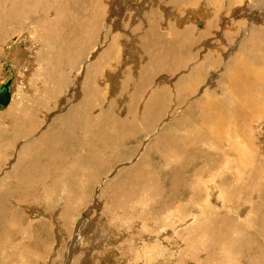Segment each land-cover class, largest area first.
Wrapping results in <instances>:
<instances>
[{"label":"bare ground","instance_id":"1","mask_svg":"<svg viewBox=\"0 0 264 264\" xmlns=\"http://www.w3.org/2000/svg\"><path fill=\"white\" fill-rule=\"evenodd\" d=\"M64 5L68 12H65ZM65 13H68V17L65 16L68 18L67 23L63 22L66 20ZM182 14H184L183 18L180 17ZM188 16L195 18L193 26L186 25L190 19H193ZM172 19L181 28H171L172 25L169 26L168 23ZM3 22L11 28L10 30H15L10 33L13 41L6 48L9 57L7 56L8 59L2 65L0 79L1 86L8 78L5 77L4 65L7 60H10L9 74H13L11 98L7 108L0 110V117L3 118V115L6 116L13 111L14 113L4 122V124L9 122L12 126L5 129L7 135H4L3 140L0 139V173L2 176L0 178V250L7 236L12 235L13 229L16 231L23 228L21 227L22 218L17 216L19 206L47 194V183L68 186V183L73 180V183L79 181V184L84 185L82 189L73 187V190L69 191L71 195L82 201V206L89 198V194H92V187L94 190H92L91 199L95 198L93 203L82 211L77 224L74 222L76 227L72 229L75 231L76 228L78 231V235L75 236L74 251L79 249L78 242L89 233H98L97 237L104 238L100 236L102 230L100 231L96 225L102 211L94 210L99 205V199L104 200L105 196L101 195L108 194L107 192L112 193L113 190L119 194L128 189L129 192L134 193L132 199L134 203H129V208H131L133 217L142 224L136 231V240L132 246L133 252L130 251L139 259L137 258L131 264H189L185 256L189 248L192 250L189 243L190 239L195 237L194 234L197 233L202 237L210 236L211 240L216 238L213 226L206 223V229L203 230L205 224L201 227V220L205 218V214L209 215L210 222L224 223L232 222L228 214L236 211L235 197L229 195L226 197L222 191L216 189L218 187L215 178L205 181L204 175L212 172H208L209 169H206L208 166L218 164L222 168L231 167L229 165L234 163V156L237 154L234 147L236 139L242 149L253 145L250 132H243L242 135L237 133L239 132L237 125H233L232 122L241 115L243 109H245L244 118L248 119L252 117L250 108L260 107L263 113L264 0H0V24ZM67 26L68 31L65 34L62 29ZM54 30L58 32L59 39L54 36ZM7 32L10 31L7 30ZM172 33H174L173 36ZM53 37L59 40L55 47V54L51 52L52 46L56 43ZM0 42L3 41L0 40ZM7 42L5 41L3 45L5 46ZM109 45L111 46L108 47ZM199 47L203 49L200 54ZM94 51L97 52V56ZM140 51L155 53L158 56L157 61L149 60L148 64L140 66L137 62ZM112 54L117 55L119 60H122V57L127 58L126 65H132L131 68L135 70L139 69L137 75L133 76L130 72H123L121 66L118 72L107 70L109 67H104L108 61L107 56L111 57ZM52 55L58 58V63L49 58ZM60 56L67 59L66 64L60 62L62 60ZM92 59L95 60L92 61ZM56 63L58 67H55ZM56 68L60 74L64 73L69 76L68 78H71V73L76 76L75 88L76 85L77 88H72L69 84L71 90L74 91H72L71 98L73 97L75 101L71 102L69 98L67 104L61 103L62 105L59 106L60 98L65 96H62V93V97L60 96L61 91L57 90L56 86V89L52 90L57 97L58 106L52 109L46 107L42 111L39 107L40 101L37 103L38 108L34 109H29L31 106L28 108L25 104L20 105V98H18L20 92L23 93L26 90L23 93L24 96L29 95L26 94L27 88L31 87L30 83L33 79L35 80L36 75L38 78L36 84H39L37 91L40 95L49 94L50 85L56 80L54 77ZM166 71H169L170 76L165 73ZM181 71L186 72L185 76H180L174 81L176 77L173 76H179ZM156 72L161 73V76H157L158 80L155 79ZM109 76L112 77L109 78ZM162 76L167 78H160ZM160 80H165V82L161 83ZM119 81L123 82L124 87L117 86ZM206 81L208 83L204 86ZM107 83L112 86V89L105 86ZM57 84L68 83L63 81ZM150 84L153 87H150ZM21 86L24 87L23 91ZM66 87L64 91L67 90ZM172 89L176 93L175 98L172 95ZM122 90L127 91L124 96L126 100H129L124 102L125 105L120 106L118 105L122 102L120 98L124 99L123 96H119ZM160 98L168 100L171 98L180 110L182 105L189 103L185 105L188 109L179 116H175L178 110L174 109L173 114L170 115L168 104ZM134 99L138 101L137 107L133 105ZM109 102L112 103L109 104ZM201 104L204 108H208L210 113H205ZM33 114L39 116L34 117ZM186 117L194 123L197 121L196 125H202L200 121L213 117L217 122V129L223 126L226 129L225 125L228 120L230 126H228L229 130H226L229 131V139L215 141L216 148L213 151L202 149V147L198 149L203 143L198 144L197 141L193 142V139L188 141L184 136L179 135L181 126L186 125L182 124ZM24 122H26L27 130L19 134V125H24ZM213 125L215 126L214 123ZM1 126L3 125L0 122V128ZM186 126L191 128L194 125ZM200 126L195 129L198 130ZM262 128L264 129V126ZM207 132L202 133L203 141ZM223 140L227 143L222 144ZM9 147L12 152L3 155L7 154L4 149L8 150ZM67 150L73 152L74 155L83 156L79 158L81 162L84 161L82 166L90 165L95 173L88 178L83 177L81 173H76V176L73 175L74 178L70 180L65 174L71 173H68V169L74 167L76 170L77 167L71 156L66 154ZM240 150L238 152L243 153ZM3 160H5V165L2 163ZM78 168L80 172L82 167L79 165ZM8 169L11 170L8 172ZM216 176L221 178L223 172L210 175V177ZM82 177L85 181H82ZM112 182L114 185L111 191V187L107 186ZM23 185L24 187L21 188ZM12 186L18 187L15 189L16 192L13 191L15 194L10 191ZM241 188L244 190L246 186L243 185ZM204 193L207 198L203 196ZM95 196H99V199ZM9 197H12V201ZM14 202L16 207L12 205ZM103 204H105L104 207L107 206L106 201ZM71 209V206L66 205L63 214H70ZM242 209L238 214L240 218L248 211L247 208ZM91 210L94 211L92 216L85 217ZM46 212L40 206L30 211L32 217H27L28 226L26 227L32 233L24 238L19 236L20 239L29 241L26 246L29 252L25 255L26 251L21 252L19 249L22 256H25L21 260L18 257L15 258L20 261L19 264H29V260L32 259H35L33 264H38L44 260L43 255L38 253L39 250L30 249L29 246L32 242L40 241L39 237H42L43 227L48 219ZM51 215L56 221V213ZM35 223L40 225L39 229L42 231L38 230L39 225L36 226ZM65 228L61 224L54 228L57 232L53 229L54 240L52 241L56 242L55 245L49 243L46 237H42L41 245L46 248L48 245L51 247L52 251L48 252L50 257L55 256L61 232ZM235 230L238 234L237 227ZM25 232L27 230L23 233ZM16 234L17 232L12 237ZM72 237L68 240L69 244ZM151 241L152 245L149 244ZM19 246L23 248V245ZM234 248L235 246L230 248L231 251L224 248L225 255L222 257L226 256L229 263L222 261L224 259L218 260L223 253L219 254L216 245L213 249L207 247L200 250L194 249L197 251L192 257L189 255L192 259L190 264H234L232 263L234 257H236L235 261L238 259ZM111 250L112 248L106 252L101 251L98 264H115L112 257L107 255ZM67 251L68 246L66 253ZM205 252L208 258L204 254L206 260H203L201 255ZM255 253L252 256H255ZM124 254L122 251L123 256ZM114 255H117L116 251ZM4 257V254H1L0 258ZM157 257L161 260H156ZM261 258L263 260V257ZM65 259L66 256L62 264ZM91 259L92 255L88 254L85 258L86 264H92ZM73 261V264H78L75 259ZM261 262L263 263L264 260ZM235 264L242 263L240 261Z\"/></svg>","mask_w":264,"mask_h":264},{"label":"rangeland","instance_id":"2","mask_svg":"<svg viewBox=\"0 0 264 264\" xmlns=\"http://www.w3.org/2000/svg\"><path fill=\"white\" fill-rule=\"evenodd\" d=\"M49 4V3H48ZM47 4V5H48ZM46 5V4H45ZM54 6H55V4H54ZM49 8V7H48ZM64 10H66L65 12H68V10H67V8H66V6L64 5ZM68 17V13L66 14L65 13V15H64V17ZM65 17V21H63L64 23H67V21H68V18H66ZM180 17H184V14H182ZM189 17H191V18H193V16H188V18ZM114 19H116V17L114 18ZM190 21V22H189ZM188 21V23L186 24V25H190V26H193V24H194V22H195V18H193V19H190ZM25 23H26V21H25ZM168 23V22H167ZM4 24V25H3ZM126 24H128V23H126ZM137 23H135V25H136ZM170 24V25H169ZM168 25L169 26H171L172 25V27L171 28H176V29H178V28H181V26H177V23L172 19V20H170L169 21V23H168ZM204 25H206V23L204 24ZM6 27V28H5ZM8 27V28H7ZM199 28H201L200 26H199ZM11 28L9 27V26H6L5 25V23L3 22V23H1L0 24V31H4V32H1L0 33V35L1 36H3V37H1L0 36V40L1 41H3V42H0V44H4L5 43V41H8L6 44H5V46L3 47L2 45H0V79H1V69H2V65H3V63L6 61V59H8V57H9V54L8 53H6V48L7 47H9L8 45H11L12 44V41L13 40H11V38L13 37L10 33L12 32V31H14L15 29H12V30H10ZM7 30L8 31H10V32H7ZM63 31H64V33L65 34H67V31H68V26L67 27H65V28H63L62 29ZM55 32V35L54 36H56L57 37V35H58V32L56 31V30H54ZM130 33H131V31H129ZM128 32V33H129ZM4 34V35H3ZM123 34V33H122ZM7 37H6V36ZM11 35V36H10ZM174 35V33H172V36ZM53 36V35H52ZM56 37H53V38H55L56 39ZM5 39V40H2V39ZM57 39H59V36L57 37ZM56 39V43H55V45L54 46H52L53 47V49H51V52H54V54H55V52H56V45L59 43V40H57ZM11 40V41H10ZM10 41V42H9ZM11 43V44H10ZM111 45H109L108 47H110ZM3 47V48H2ZM55 48V49H54ZM201 50H203L202 48H200L199 47V54H200V51ZM95 53V55L97 54V52L96 51H94ZM4 53V54H3ZM150 53H152V52H150ZM5 54H7V55H5ZM57 55H58V53H56ZM93 54V57L95 56ZM139 55H141V56H139ZM8 56V57H7ZM59 56V55H58ZM97 56V55H96ZM113 56V57H112ZM147 56V57H146ZM150 56H152V57H150ZM156 56V57H155ZM60 57H62V56H60ZM108 57V61L106 62V65L104 66V67H106V68H108L107 70H109L110 72L112 71V72H116L117 70H120V66L122 67V71L123 72H125V71H127V72H130L131 73V75H133V76H135V75H137L136 73H138L139 72V69H137V70H135V68H131L132 67V65H126L127 64V61H126V59L127 58H124V57H122V60L120 59H117V55L116 56H114L113 54L111 55V57L110 56H107ZM110 57V58H109ZM141 59H140V58ZM155 57V58H154ZM158 56L157 55H155V53H153V54H149L148 52H144L143 51V53L140 51L139 52V54H138V58H137V62H138V64L141 66V64H148V62H150L149 60H151V62H156L157 61V58ZM49 58H52V59H54V61H56L57 63L59 62L58 61V58H56L54 55H52V56H50ZM144 59V62H143V59ZM151 58V59H150ZM157 58V59H156ZM96 59V58H95ZM95 59H92V61L93 60H95ZM111 61H110V60ZM148 59V60H147ZM153 59V60H152ZM64 60V61H63ZM113 60H115L114 62H113ZM142 60V61H141ZM60 62H64V64H66L67 63V59L66 58H64L63 59V57H62V60L60 61ZM111 62V63H110ZM56 63V65H55V67H58V64ZM112 63H114V64H112ZM109 65V66H108ZM116 65V66H115ZM139 65H138V68H140L139 67ZM5 66V65H4ZM126 68V69H129V70H126L124 67ZM119 67V68H118ZM116 68V69H115ZM193 68V67H192ZM68 69V68H67ZM67 69H66V72H67ZM194 69V68H193ZM122 71H121V73H122ZM134 73H133V72ZM57 71V68L55 69V73H54V77L56 78V80L54 81V83L53 84H51L50 85V92H51V94H52V96H51V94H50V92H49V94L48 95H46V94H44V95H40V93L37 91V89L36 88H38L39 87V84H36V82L38 81V78H37V75H36V77H34L35 78V80L33 79L32 81H31V89L30 88H27V93L26 94H29V95H25L24 96V94L23 93H25L26 92V90H25V92H23V93H21L20 92V94H19V97L18 98H20V102H19V104L20 105H22V104H25V106L27 105V107L29 108L30 106H31V108H29V109H34V108H38L37 107V103L39 102V107H40V109L43 111V110H45L46 109V107L47 108H50V109H52V107H54V106H56L57 105V103H56V95L54 94V92H53V90L52 89H56L55 87L57 86V90H60L59 92V94H60V96H61V93H62V96H65L64 98H60L61 100H60V104H59V106H61L63 103H65V104H67L68 102H67V100H69V98H71V96H72V93L74 92L73 90H71V88H70V85L72 86V88L74 87L75 88V80H76V76L75 75H73V73H71L70 75H72L73 76V79H72V76H70L71 78H68L69 76H67V75H65L64 73H61L60 74V72H58ZM118 72V71H117ZM37 73H40V71H37ZM56 73H57V75H56ZM157 73V72H156ZM155 73V74H156ZM165 73H167V75L168 76H170V73H169V71H166ZM186 72L185 71H181V72H179V76L178 75H174L173 77H176L175 79H174V81H176V80H178L179 78H180V76H185L184 74H185ZM50 74V73H49ZM49 74H48V76H49ZM3 75H4V73H3ZM164 75V74H163ZM5 76V75H4ZM58 76V77H57ZM66 76V77H65ZM113 76V75H112ZM112 76H109V78H111ZM122 76V75H121ZM159 76H161V73H157L156 75H155V79L156 80H158V77ZM5 77H8V76H5ZM108 77V76H107ZM160 78H167V77H165V76H162V77H160ZM170 78V77H169ZM37 79V80H36ZM60 79V80H59ZM66 79V80H65ZM69 79V80H68ZM72 79V80H71ZM57 81V82H56ZM63 81H65L66 83H68V84H65V85H60V84H57V83H59V82H63ZM69 81V82H68ZM71 82H73V83H71ZM159 82H165V80H160ZM34 83V84H33ZM57 85H56V84ZM123 82L122 81H119V83H118V85L117 86H119V87H124L123 86V84H122ZM208 82L206 81V82H204V86L207 84ZM70 84V85H69ZM37 85V86H36ZM59 85V86H58ZM108 85V86H107ZM65 86H67L66 88H67V90L69 91V93H68V91L67 90H65L64 91V88H65ZM108 89H112V86L111 85H109L108 83L105 85ZM54 87V88H53ZM63 89H62V88ZM110 87V88H109ZM127 87V86H126ZM150 87H153L152 86V84H150ZM23 86H21V89H22V91H23ZM69 88V89H68ZM76 88H77V85H76ZM75 88V89H76ZM113 88H116V87H113ZM116 89H118V88H116ZM30 90V91H29ZM32 90H33V93H32ZM35 90V91H34ZM66 91H67V93H66ZM73 91V92H72ZM37 92V93H36ZM107 92H109V91H107ZM122 93H118L119 94V96L121 95V97L123 96L124 97V99L123 98H120V101H122V102H119L118 103V105H120V106H122V105H125V103L124 102H126L127 100H129V99H125V97L126 96H124V95H126V90L124 91V90H122L121 91ZM66 93V94H65ZM134 93V92H133ZM175 93V91L173 92V89H172V95H173V97L175 98L176 97V93ZM23 95V96H20V95ZM38 94V95H37ZM57 94V93H56ZM65 94V95H64ZM69 94V95H68ZM54 95V96H53ZM67 95V96H66ZM131 95V94H130ZM262 95H264V93L262 94ZM32 96H33V99H32ZM34 96L36 97V98H34ZM51 96V97H50ZM61 96V97H62ZM187 96H189V95H187ZM191 96V95H190ZM25 97L27 98L26 100H25ZM29 97V98H28ZM62 99H63V101H62ZM73 99V100H72ZM157 100H159V98H156ZM155 99V100H156ZM161 100H163L164 101V103H166V104H168L167 105V107H168V109L170 110V115H172L173 114V112H174V109L176 110H178V113H176V115L175 116H179V114H183V112L186 110V109H188V107L187 106H185V105H188L189 103H185V105H182V107H181V110L180 109H178L177 108V105H176V102L174 101V100H171V98H169L170 100H168V99H164V98H160ZM41 100H43V101H41ZM45 100V101H44ZM71 102H74L75 101V99L72 97L71 99ZM135 100V101H134ZM133 101V105H134V107L136 106L137 107V104H138V101H136V99H134ZM24 101V102H23ZM28 101V102H27ZM113 101V100H112ZM170 101V102H169ZM27 102V103H26ZM62 103V104H61ZM112 102H109V104H111ZM122 103V104H121ZM31 104H33V105H31ZM53 104V105H52ZM29 105V106H28ZM58 106V105H57ZM170 106V107H169ZM201 106L203 107V104H201ZM33 107V108H32ZM185 107H187V108H185ZM42 108H44V109H42ZM204 108V107H203ZM54 109V108H53ZM204 110H205V113H210V111L208 110V108L206 109V107L204 108ZM250 110H251V112H252V117H250L249 119L248 118H244V113H245V109H243L242 110V113H241V115L235 120V121H233V119H232V124L233 125H237L236 127H237V129L239 130V132H237V133H240L241 135H242V133L243 132H250L249 133V135L251 136V137H253V139H252V147L251 146H249V148L247 147L246 149H242L241 147H240V145H239V143H238V141H237V139L235 140V143H234V147H235V149H236V151H237V154L234 156V163L233 164H230L229 166H231V167H229V168H222L220 165H213V166H208L206 169H209L208 170V172L210 173L211 171V174H209V175H207V174H205L204 175V180L205 181H208V180H211V179H213V178H215V180H216V185H217V187L218 188H216V189H219L220 191H222V193L226 196V197H228V195L229 196H231V197H235V206H236V211L235 212H232V213H230V214H228V216L230 217V219H231V221L232 222H224V223H221V222H217L216 221V223L215 222H210V217H208L209 215H207V214H205V218H202V220H201V227H203L202 225H204L205 224V226L203 227V230L204 229H206V223H208L210 226H213V228H214V232H215V234H216V238H215V240H211V238H210V236L208 237V236H205V237H202V235L201 236H199L197 233L196 234H194V236L195 237H197V235H198V238H196L195 239V237H193L192 239H190L191 241H190V243H192V244H190L189 243V246L192 248V250L189 248L188 250H187V256H185V259H186V261L188 260V263L190 264L191 262H192V259H191V257H192V255L194 254V252H196L197 250H200V249H202V248H205V247H207L208 249L210 248V249H213L214 248V245H216V248L218 249L217 251L219 252V254H222L221 255V257L220 258H218V260H222V259H224V260H222V261H225V262H227V263H229V260H228V258H225V257H222V256H224L225 255V253L223 252L224 251V248L225 249H229L230 250V248H232V247H234L235 246V248H234V253H235V251H237L236 253H237V261H235V259H236V257H234V261L232 262V263H238V262H240L241 261V263L242 264H264V262L262 263L261 261H263L264 260V129L262 128V126H264V107H263V113H261V109H260V107H257V108H255V107H253V108H250ZM41 111V112H42ZM206 111H208V112H206ZM14 113V111L12 112V113H10V114H8V115H3V118L2 117H0V122H1V125H3V126H1L2 128H0V139H4V135H7L6 134V132H5V129H7L8 128V126H10L11 124L8 122V124H4V122H6V120L8 119V117H10V115H12ZM51 113H52V110H51ZM4 116H5V118H4ZM33 116L35 117V116H37L36 114L34 115L33 114ZM39 116V115H38ZM37 116V117H38ZM228 118H226V120H227ZM210 120V121H209ZM209 120L208 119H204V120H202V121H200L201 123H202V125L200 126L199 124L198 125H196V123H197V121L194 123V122H192V120H190L189 119V117H186V120H184L183 121V123L182 124H186V125H194V126H192L191 128L189 127V126H186V125H183V127L181 126V128H180V133H179V135L182 137V136H184V138L186 139V140H192L193 142L195 141H197V143L198 144H200V143H203V144H201V145H199V147H198V149H200V147H202V149H205V150H209V151H213V150H215V148H216V142L218 141H220L221 139H229V131H227V130H229V128H228V126H230V122L227 120V122H226V124L227 125H225V126H227L226 127V129L224 128V126L221 128V129H217V122L216 121H214L215 119L213 118V117H211V119L209 118ZM204 121H206V122H209L210 124H211V126H210V124H208V123H206V122H204ZM213 121V122H212ZM27 122V121H26ZM26 122H24V125H19V128L18 129H20V131L18 132L19 134H21L20 132H22V131H24V132H26ZM187 122V123H186ZM199 122V121H198ZM212 122V123H211ZM206 123V124H205ZM213 123L215 124V126L213 125ZM257 124V125H256ZM207 125V126H206ZM260 125H262V126H260ZM12 126V125H11ZM198 126H200L199 128H198V130H196L195 129V127H198ZM4 127V128H3ZM184 127H185V129H184ZM187 127V128H186ZM210 129H209V128ZM184 130H183V129ZM211 128H212V130H211ZM215 128H216V131H214L215 130ZM24 129V130H23ZM193 129H195V130H193ZM183 130V131H182ZM186 130V131H185ZM201 130V131H200ZM190 133H189V132ZM192 131V132H191ZM203 131H204V133L206 134V132H207V135L204 137L205 138V140L203 141V139H202V137L201 136H203ZM210 131H211V133H210ZM215 132L214 134H213V132ZM193 132H195V133H193ZM2 133V134H1ZM190 134V135H189ZM227 134V135H226ZM2 135V136H1ZM212 135H215V136H212ZM212 136V137H211ZM199 138V139H198ZM201 138V139H200ZM212 138H213V140H212ZM218 138V139H217ZM196 139V140H195ZM244 139V138H243ZM199 140V141H198ZM210 140H212V141H210ZM216 141V142H215ZM204 142H206V143H204ZM211 142V143H210ZM215 143V144H214ZM227 142L226 141H224L223 140V143L222 144H226ZM238 143V144H237ZM205 144H207V145H205ZM188 145V144H187ZM206 147H205V146ZM209 145L211 146V147H209ZM238 145V146H237ZM254 146V147H253ZM256 147V148H255ZM241 149V150H240ZM10 150V151H9ZM242 151L243 153H239L238 151ZM252 150V151H251ZM255 150V151H254ZM4 152H7V154H3V155H8L9 153H11L12 152V149L9 147L8 148V150H7V148L6 149H4ZM9 152V153H8ZM63 152H64V150H63ZM69 152V153H68ZM180 152H183V150H180ZM239 153V154H238ZM66 154L68 155V156H71V159H72V161H73V163L75 164V167H77V169L76 170H74V167L72 168V169H68V173L69 172H71V173H69V174H65L66 176H68L69 178H70V180L71 179H73L74 177H73V175H75L76 176V173H81L82 174V176L83 177H85V178H88L92 173H95V171H93L94 170V168H92L90 165H85L84 167L82 166L83 165V162H81V160H79V158H82L83 156H80V155H78V154H76V155H74V153L72 152H70V151H68L67 150V152H66ZM1 158V157H0ZM229 158H232V157H229ZM236 158V159H235ZM75 159V160H74ZM4 161L5 160H3L2 161V163H4ZM239 162V164H237ZM80 165V167H82V168H80V172H78V170H79V165ZM4 165H5V163H4ZM78 165V166H77ZM241 165V166H240ZM89 167H91V168H89ZM204 168V167H203ZM205 169V168H204ZM218 169H220V170H218ZM11 169H8V172L10 171ZM74 170V171H73ZM221 172H223V176H221V178H219V176H216V177H210V175H215L216 173H217V175H218V173L220 174ZM97 173V172H96ZM233 174H234V176H233ZM0 176H1V173H0ZM4 176V175H3ZM82 177V181H85V178H83ZM223 177V178H222ZM0 178H2V176L0 177ZM221 179V180H220ZM224 179V180H223ZM79 182V181H78ZM73 183V180H72V182H70V183H68L69 185V187L68 186H65V185H53V183H47L46 185H47V190H48V193L47 194H45L43 197H39V198H36V199H31V200H29L28 201V204H24V205H21V206H19L18 207V209H17V216L21 219V227H23V228H21V230H16L15 231V229H13V231H12V235H15V232H17V234H16V236H14V237H12V235H8L7 236V238H6V240H5V242H4V244L2 245V247H1V250H0V256H1V254L3 255L4 254V260H6V261H4L3 259H1L0 260V264H10V263H18V262H20V261H18V260H15V258H17L18 257V259L19 260H21L23 257H25V256H22V254H21V252H25L26 251V253H25V255H27L28 254V250L26 249V246L28 245V243H29V241H27L26 239H22V238H24V236H26V235H29V233H32L31 231H29V229H27V227L26 226H28V224H27V222H28V219H27V217L29 216L30 218L32 217L31 216V214H30V211H32V210H34L37 206L39 207L40 206V208H42L43 207V209L44 210H46L47 212V214H46V216H48V219H46V223H45V225H44V227H43V235H42V237H46L47 238V241L49 242V243H51V244H56V242H54V241H52V240H54V237H53V231L55 230H57V229H54V228H57L58 227V225H61V224H63L66 228H65V230H63L61 233V235H60V241H59V246H58V250H56V253H55V256H52V257H50L51 255H49L48 254V252H51L52 250H51V247H50V245H48V248H46V247H43L42 245H41V243H42V237L40 236L39 237V240L40 241H38V242H36V243H34V242H32L31 244H30V246H29V248L30 249H32V248H34L35 250L37 249V250H39L38 251V253L40 252L41 254L40 255H43V258H44V260L43 261H40L41 263H38V264H62L63 263V260H64V258H65V256H66V259H65V261H64V264H71L72 263V261L75 259L76 260V262L78 263V264H86V260H85V258H86V256L88 255V254H90V255H92V264H95V262H97V264L100 262V259H99V255H101L102 253H101V251L103 250V252H106V250H108V249H111L112 248V250L110 251V252H108L107 253V255L108 256H111L112 257V261H114L115 262V264H131L132 262H134L135 260H137V258L138 257H136V255L135 254H132V253H130V251L131 252H133V250H132V246H133V243H134V240H136V231H137V228H138V226H140V225H142V224H140V221H138L136 218H134L133 217V213H132V211L130 210L131 208H129V203H131V204H133L134 203V201L132 200L133 199V196H134V193H133V191H130L129 192V190L128 189H126V190H124V191H122L123 192V194L125 193V192H127V193H125L124 195L123 194H121V193H119V194H117L118 192H114V190L112 191V187H113V185H114V183L112 184V183H110L107 187L108 188H110L111 187V191H112V193L111 192H107L108 194H105V195H101V196H105L104 197V200L102 199L101 200V198L99 199V196H95V197H97L98 199H99V205L94 209V210H101L102 211V214H100V216L98 217V219H97V226L99 227V229H100V231L102 230V232H101V235L100 236H103L104 238L103 239H101L100 237H97L98 235V233H89V234H87V235H85V237H83L82 239L83 240H81L80 242H78V247H79V249L78 250H75L74 251V247H75V242H76V239H75V236H77L78 234H77V230H76V228H75V231H74V229H72V228H74V227H76V222H77V220L81 217V215H82V211H84L85 209H87V206L89 207L92 203H93V201H94V199L95 198H92L91 199V197H93V191L92 190H94L93 189V187L91 188L92 190H91V193L92 194H89V198L87 199V201H86V203H84V205L82 206V201L80 200V199H77L76 197H74L73 195H71L70 193H69V191L70 190H73L72 188L73 187H75V188H77V187H80L81 189L83 188V186L84 185H82V184H79V183ZM202 182V181H201ZM243 182V183H242ZM203 183V182H202ZM230 184V185H229ZM25 185V184H24ZM24 185L21 187V188H23L24 187ZM78 185V186H77ZM111 185V186H110ZM243 185H245L246 186V189H242L241 187ZM18 186V185H17ZM17 186H12V187H10V191H15V189H17L18 187ZM52 186V187H51ZM56 186V187H55ZM65 186V187H64ZM119 186H120V184H119ZM226 188H225V187ZM55 188V190H54V188ZM71 187V188H70ZM226 189H224V188ZM229 187H231V188H229ZM249 187H251V188H249ZM61 188V189H60ZM13 189V190H12ZM113 189H115V188H113ZM103 190V189H102ZM229 190V191H228ZM232 190V191H231ZM248 190V191H247ZM4 191H5V187H4ZM57 191V192H56ZM66 191H67V193H69L68 195H67V193H66ZM245 191V192H244ZM16 192V191H15ZM54 192V193H53ZM129 192V193H128ZM229 192L231 193V194H229ZM252 192V193H251ZM250 193V194H249ZM13 194H15L14 192H13ZM131 194H132V196H131ZM47 195V196H46ZM71 195V196H70ZM92 195V196H91ZM117 195V196H116ZM46 196V197H45ZM52 198H50V197ZM54 196V197H53ZM70 196V197H69ZM111 196V197H110ZM121 196V197H120ZM205 198H207V195L204 193V195H203ZM125 197V198H124ZM12 198V197H11ZM10 197H9V199L12 201V199H11ZM73 198V199H72ZM105 198H106V200H105ZM124 198V199H123ZM8 199V200H9ZM41 199H42V201H41ZM54 199V200H53ZM90 199V200H89ZM109 199H111V200H109ZM38 200V201H37ZM45 200V201H44ZM74 202H73V201ZM129 200H132L131 202L129 201ZM34 201V202H33ZM36 201L38 202V204L36 205ZM59 201V202H58ZM105 201H106V204H107V206L106 207H104V205L105 204H103V203H105ZM248 201H250V202H248ZM111 202V203H110ZM121 202V203H120ZM128 202V203H127ZM133 202V203H132ZM247 202V203H246ZM71 203H72V205H71ZM102 204V206H101V204ZM123 203H125V204H127V205H125V204H123ZM15 204V205H14ZM41 204V205H40ZM118 204H119V206H118ZM245 204H248V205H245ZM13 207H16V203L14 202L13 204ZM66 205H69V206H71L72 207V209H71V213L70 214H63V209H64V207L66 206ZM243 205V206H242ZM26 206V207H25ZM48 206V207H47ZM239 206V207H238ZM241 206V207H240ZM244 206H246V207H244ZM30 207H32V208H30ZM46 207V208H45ZM57 207V208H56ZM100 207V208H99ZM103 207V208H102ZM127 207V208H126ZM239 209H238V208ZM26 208H27V210H26ZM81 208V209H80ZM242 208H247L248 209V211H246V213H248V215L245 213V215H247L246 217H245V215L244 216H241V218H240V216L238 215L239 214V211H241V210H243ZM24 209V210H23ZM238 209V210H237ZM23 212H22V211ZM74 212H73V211ZM206 210V209H205ZM24 211H26V212H24ZM27 211H28V215H27ZM128 211H130V212H128ZM138 211V210H137ZM92 212H94L93 210H91V211H89L86 215H85V217H88V216H92ZM107 212L110 214H107ZM23 213H24V215H23ZM26 213V214H25ZM55 214L56 213V215H57V219H56V221H55V219H54V216L53 215H51V214ZM131 213V214H130ZM30 214V215H29ZM79 214H80V216H79ZM108 216H107V215ZM22 217H21V216ZM25 215H26V217H25ZM63 218H62V217ZM79 216V217H78ZM102 216V217H101ZM111 218H110V217ZM118 216V217H117ZM125 216V217H124ZM245 217V218H244ZM249 217V218H248ZM26 218V219H25ZM72 218V219H71ZM100 218V219H99ZM102 218H103V220H102ZM24 219V220H23ZM65 219V220H64ZM134 219H135V221H134ZM204 219V220H203ZM239 219V220H238ZM241 219V220H240ZM62 220V221H61ZM74 220V221H73ZM100 220V221H99ZM102 220V221H101ZM140 220V219H139ZM208 220V221H207ZM127 221H128V224H126L127 223ZM133 221V222H132ZM138 221V222H137ZM235 221V222H234ZM243 221V222H242ZM76 224H75V223ZM100 222V223H99ZM240 224H239V223ZM104 225H103V224ZM129 223H130V225H129ZM244 225H243V224ZM36 224V226H38L39 224L38 223H35ZM237 225H239V226H237ZM243 226L242 228L240 227V226ZM246 225V226H245ZM35 225H33V227H34ZM255 226V227H254ZM237 227V230H238V234H237V232H236V230H235V228ZM250 227V228H249ZM39 228H41L40 227V225L38 226V230H40V231H42V229H39ZM232 228V229H231ZM257 228V229H256ZM260 228V229H259ZM54 229V230H53ZM132 229V230H131ZM24 230L26 231L27 230V232H25V233H23L24 232ZM128 230H129V232H128ZM19 231H20V233H19ZM248 231V232H247ZM260 231V232H259ZM57 232V231H56ZM259 232V233H258ZM247 233V234H246ZM19 236H21L22 238L20 239V237ZM71 236H73L72 237V239H71V242H70V244H69V241L68 240H70V237ZM246 236H248L247 238H246ZM11 239H10V238ZM19 237V238H18ZM208 237V238H207ZM17 238V239H16ZM53 238V239H52ZM210 238V239H209ZM233 238V239H232ZM195 239V240H194ZM229 239V240H228ZM7 240H8V242H7ZM20 240V241H19ZM197 240V241H196ZM231 240V241H230ZM244 240V241H243ZM27 241V242H26ZM212 241V242H211ZM218 241V242H217ZM248 241H250V242H248ZM22 242H25V243H22ZM233 242H234V244H233ZM248 244H246V243ZM153 244V242L151 241V242H149V244ZM219 243V244H218ZM151 244V245H152ZM194 244H196V245H194ZM199 244H200V246H199ZM251 246H250V245ZM259 244V245H258ZM16 245V246H15ZM19 245H23V248H20V246ZM35 245H37V247H35ZM192 245V246H191ZM194 245V246H193ZM206 245V246H205ZM210 245H212L211 247H210ZM243 245V246H242ZM246 245H247V249L249 250V252H248V250L246 249ZM255 245V246H254ZM1 246V245H0ZM67 246H68V251H67V253H66V250H67ZM197 246H199V247H197ZM248 246H250V248L248 247ZM15 247V248H14ZM194 247V248H193ZM197 247V248H196ZM222 247V248H221ZM243 249H242V248ZM253 247V248H252ZM53 248V247H52ZM199 248V249H198ZM260 248V249H259ZM263 248V249H262ZM21 250V252H19L20 250ZM194 249H197L196 251L194 250ZM221 249V250H220ZM256 249V250H255ZM258 249L260 250L259 252H258ZM4 252H3V251ZM191 250V251H190ZM239 250H240V252H239ZM245 250V251H244ZM14 251V252H13ZM17 251H18V253H17ZM55 251V250H54ZM114 251H116L117 252V255H114ZM122 251H124V256L122 255ZM221 251V252H220ZM231 251V250H230ZM252 251V252H251ZM1 252H3V253H1ZM11 253V255H12V258H14V259H12L11 258V255H10V253ZM210 252V251H209ZM242 252V253H241ZM255 252H257V253H255ZM263 252V253H262ZM65 253H66V255H65ZM211 253V252H210ZM254 253H255V256H252V255H254ZM258 253H260V254H258ZM52 254V253H51ZM87 254V255H86ZM207 254L206 252L205 253H202V255H201V258H203V260H206V258H208V256L205 255ZM218 254V256H220ZM239 254H241V255H239ZM191 257H190V256ZM206 257H204V256ZM243 255V256H242ZM247 255V256H246ZM16 256V257H15ZM257 256V257H256ZM50 257V258H49ZM187 257H189V258H187ZM241 257H243V258H241ZM248 257H250V258H248ZM260 257H263V260H262V258L260 259ZM49 258V259H48ZM239 258L241 259V260H239ZM248 258V259H247ZM257 258V259H256ZM84 259V260H83ZM139 259V258H138ZM177 259V258H176ZM258 259H259V261H258ZM10 260V261H9ZM49 260V261H48ZM94 260H96L95 262H94ZM156 260H161V258L160 257H157V259ZM174 260H175V258H174ZM243 260V261H242ZM256 260V261H255ZM13 261V262H12ZM16 261V262H15ZM34 261H35V259L33 260H29V264H33L34 263ZM82 261H83V263H82ZM247 261V262H246ZM258 261V262H257ZM2 262V263H1ZM4 262V263H3ZM74 262V261H73ZM257 262V263H256ZM231 263V262H230ZM19 264V263H18ZM73 264V263H72Z\"/></svg>","mask_w":264,"mask_h":264},{"label":"water","instance_id":"3","mask_svg":"<svg viewBox=\"0 0 264 264\" xmlns=\"http://www.w3.org/2000/svg\"><path fill=\"white\" fill-rule=\"evenodd\" d=\"M10 66H11V61L7 60L4 67V73L6 74V76H8V78L6 79L4 84L0 86V110L7 108L8 104L10 103L11 84L13 81V74L12 73L9 74Z\"/></svg>","mask_w":264,"mask_h":264}]
</instances>
